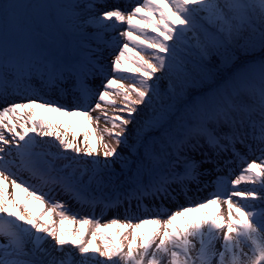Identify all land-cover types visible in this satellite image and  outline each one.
<instances>
[{
    "label": "snow or ice",
    "instance_id": "1",
    "mask_svg": "<svg viewBox=\"0 0 264 264\" xmlns=\"http://www.w3.org/2000/svg\"><path fill=\"white\" fill-rule=\"evenodd\" d=\"M0 264H264V0H0Z\"/></svg>",
    "mask_w": 264,
    "mask_h": 264
},
{
    "label": "rangeland",
    "instance_id": "2",
    "mask_svg": "<svg viewBox=\"0 0 264 264\" xmlns=\"http://www.w3.org/2000/svg\"><path fill=\"white\" fill-rule=\"evenodd\" d=\"M125 2H123V0H109V3H117V4H120L122 7L129 3L128 0H124ZM133 2V0H132ZM131 2V3H132ZM132 47V45L130 44V48ZM136 52H139V49H134L133 52H131L129 55L130 56H135ZM140 55H145L146 54L144 52H140ZM127 66H131V67H134L135 66V62L133 60H128L127 62ZM124 83H131L130 80H125ZM116 99V102L117 104H119L120 102V99L121 97L120 96H116L115 97ZM111 108V106H109V109ZM46 114V118H49V119H52L50 118V115L48 113V111H45ZM113 113L111 111H109V115H112ZM62 115V114H61ZM59 115V117L61 116ZM93 116H97L99 115V110H97V112H93L92 113ZM54 117L57 119V121L61 122V119H59L58 116L54 115ZM78 119H82L83 120V123H84V130H85V127H87L88 131H89V140L92 144H98V141L96 140V137H95V134L97 135L98 134V129H102L104 127V124H105V120L103 119V117H101V120L99 122V126H97V124L94 126H90V122L92 121H89L86 117H81L79 115L76 116ZM59 119V120H58ZM71 122L73 123H79L75 117L71 116ZM77 126V125H75ZM109 126H111L109 124ZM84 132V131H83ZM96 132V133H95ZM73 133H75V135L78 137V138H82L79 134V132L77 130H74ZM83 136V135H82ZM71 136H69L70 138ZM92 137V138H91ZM47 139V138H46ZM105 139L107 140L108 137L105 136ZM237 171H238V168H237ZM240 189H244V188H247V187H250V185H248L246 182H242L241 185L238 186ZM213 191L212 188L210 187H202L200 190H195L193 189L192 192H190L189 196L188 197H184V196H181V197H178L177 198V202H173V203H170L168 204V208L171 209L172 211H176V210H179L180 206H190V203L192 201H201L203 199H205L206 197H210L211 195V192ZM13 190L11 189L9 191V193H12ZM16 197L19 201H23L24 198L26 197V193H24L23 191H17L16 193ZM58 198L60 199H64L67 201V197H64V196H59ZM47 200V197L45 198ZM37 203V204H36ZM70 206L77 212H80V206L78 204H75L73 202H69ZM46 207L48 208H51V204L48 203L46 205ZM29 208L36 212V213H39L42 211V205H41V202L40 201H36L34 198H30L29 200ZM220 209L217 208L216 205H212L210 206L208 209H202L200 210L199 212H192L189 214L190 217L192 218H202L205 214V212H212V213H215L217 211H219ZM59 210H57V213H58ZM83 211H86L83 209ZM99 212V210H97ZM224 211H226V205H225V208H224ZM100 213V212H99ZM81 216L85 215L84 213H81ZM114 216V213L112 211H106L104 214H103V217L101 219V223H107L111 218H113ZM49 220H51L50 217H47ZM120 218L122 219V213H121V216ZM55 219L57 221V226L60 227L61 225H59V216L58 214L55 215ZM79 219V217H78ZM182 218H178L177 219V223L181 222ZM62 227L65 229L66 233L71 235L73 234L74 232H77V231H83L85 233H87L90 229L91 230H94L93 226L91 225H81L78 220L77 222H73L71 220H65L64 224L62 225ZM155 227V225L153 224H146L144 225L141 229H139V233L140 234H144V235H150L153 228ZM102 231L108 236L110 237L113 241H115L116 243H119L121 242V240L123 239L124 236H126L128 233H129V229L127 228H121L120 225H112L110 227H107V228H104L102 229ZM96 244H99V245H103L104 241L103 239L98 235L97 236V240L95 242ZM100 259H103V257H100Z\"/></svg>",
    "mask_w": 264,
    "mask_h": 264
},
{
    "label": "bare ground",
    "instance_id": "3",
    "mask_svg": "<svg viewBox=\"0 0 264 264\" xmlns=\"http://www.w3.org/2000/svg\"><path fill=\"white\" fill-rule=\"evenodd\" d=\"M45 111H48V110H46V109H41V108H38L37 110H36V112H37V116H43V117H46V115H48V114H46L45 113ZM48 113H49V115H50V118H52V119H55V120H57L55 117H54V115H56V116H58L59 117V115H61L60 113H54V112H50V111H48ZM77 116V115H76ZM76 116H73V117H75L76 118V120L79 122V123H72L71 122V116H66V115H61L60 117H59V119H61V124H65V122H67V125H71V131H69V133H68V135L69 136H72V134H73V131L74 130H77L80 134V136L82 137V135H83V131H84V123H83V120L82 119H78ZM79 116H81V115H79ZM81 117H84V116H81ZM58 119V120H59ZM67 125H65V126H67ZM75 125H77V126H75ZM95 126L96 124L92 121V122H90V126ZM97 126H99V125H97ZM96 133V132H95ZM95 137H96V134H95ZM71 138V137H70ZM92 138V137H91ZM11 190V188H9L8 189V191H10ZM37 204V203H36Z\"/></svg>",
    "mask_w": 264,
    "mask_h": 264
}]
</instances>
